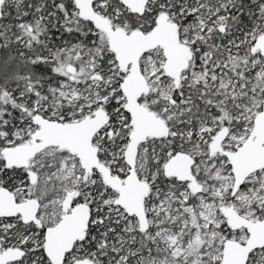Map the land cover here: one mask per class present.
Instances as JSON below:
<instances>
[{
	"label": "snow or ice",
	"instance_id": "1",
	"mask_svg": "<svg viewBox=\"0 0 264 264\" xmlns=\"http://www.w3.org/2000/svg\"><path fill=\"white\" fill-rule=\"evenodd\" d=\"M0 264H264V0H0Z\"/></svg>",
	"mask_w": 264,
	"mask_h": 264
}]
</instances>
